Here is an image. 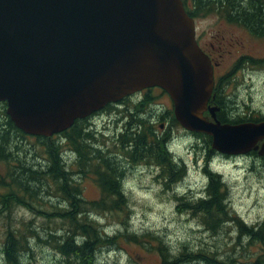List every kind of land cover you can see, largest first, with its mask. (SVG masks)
Segmentation results:
<instances>
[{
  "label": "water",
  "instance_id": "obj_1",
  "mask_svg": "<svg viewBox=\"0 0 264 264\" xmlns=\"http://www.w3.org/2000/svg\"><path fill=\"white\" fill-rule=\"evenodd\" d=\"M214 86L183 0H0V102L27 135L50 137L158 87L214 151L264 157V119L221 122Z\"/></svg>",
  "mask_w": 264,
  "mask_h": 264
},
{
  "label": "trees",
  "instance_id": "obj_2",
  "mask_svg": "<svg viewBox=\"0 0 264 264\" xmlns=\"http://www.w3.org/2000/svg\"><path fill=\"white\" fill-rule=\"evenodd\" d=\"M194 0L195 5L215 6L217 9L240 10L226 18L229 22H236L253 33L257 30L256 25L264 23V15L256 12L258 3L254 0ZM243 6H241V5ZM260 5V4H259ZM189 10V9H188ZM191 17H194L188 11ZM205 11H203V14ZM226 78H220L213 88V96L210 104H217L220 110L216 113L221 122L238 123L243 121H262L263 118L251 117L250 119H230L225 114L226 102L224 101V84ZM158 87L144 89L145 94L139 102L128 103L121 110L123 127L115 135L109 136L103 131H98L87 122L86 118L74 120L67 130L58 132L52 136H31L18 129L5 112L6 104L2 103V117H0V219L5 225L4 249L9 258V264L15 260L16 252L26 249L25 238L36 236L38 243H46L62 255V264H95L98 250L103 246L112 245L117 247L120 239L129 238L137 242L144 241L143 235L119 232L111 238L104 237L99 231L100 226L89 221L87 211H96L100 215L107 212H126L127 202L120 193L119 179L124 176V163L129 165L145 164L158 169L156 178L167 191L172 185L181 181L184 177L185 168L181 164L177 167L172 163L171 154L165 145L171 139V129L160 130L156 123H149L152 116L141 119V113L152 105L150 92ZM160 89V88H158ZM161 93L166 91L160 89ZM137 93V94H140ZM168 95V93H166ZM169 96V95H168ZM129 96L119 103L128 102ZM112 104L104 106L105 109L113 110ZM119 112V110H117ZM114 113V112H113ZM207 114V113H205ZM169 117L172 125H180L173 115V109L166 110L157 118L164 121ZM158 121V120H157ZM196 136L203 137L210 145L208 154L204 157L203 172L209 175L210 182L207 192L210 196L207 200L191 202L189 198L176 197V201L185 199L181 205V211H186L197 216L199 222L206 228L213 230L224 226L223 223L233 221L239 228L240 235H248L249 243H257L259 250L250 260H240L231 257L221 259V255L205 253L202 250L193 251L183 244L181 251L175 257L168 252L167 247L159 237L149 236L155 240L154 247L160 255L161 264H195L205 262L207 264H264V225L258 230L248 227L230 208V204L224 203L227 190L222 175L208 171L207 164L212 160L215 153L211 148V138L204 133L193 132ZM66 140L67 144H61ZM111 140L110 144L107 143ZM131 145V148H129ZM71 149L77 153L76 161L70 167L76 170H65V163L61 159V153L65 149ZM257 151L253 150V153ZM123 159V160H121ZM76 173V174H75ZM79 176L92 178L99 187V198L86 200L82 195L79 181L73 177ZM191 196V195H190ZM189 196V197H190ZM56 198V202H52ZM68 201L70 211L58 207L60 201ZM27 209L34 217L44 219L42 230L38 231L35 218L17 221L14 212L17 208ZM180 211V212H181ZM84 212L83 221L76 219L77 214ZM19 225V226H17ZM124 229L128 225L123 223ZM63 227L66 233L71 232L64 238L63 244L59 243L60 237L54 235L55 228ZM39 233V234H38ZM84 234L88 237L83 246L77 247L73 243L72 236Z\"/></svg>",
  "mask_w": 264,
  "mask_h": 264
},
{
  "label": "rangeland",
  "instance_id": "obj_3",
  "mask_svg": "<svg viewBox=\"0 0 264 264\" xmlns=\"http://www.w3.org/2000/svg\"><path fill=\"white\" fill-rule=\"evenodd\" d=\"M195 31L196 35L199 34L200 37L204 38L209 43L212 42L215 49L219 52L217 53L218 58L216 57L219 61L216 74L217 76L221 75L220 78H226V83L224 84L223 88L225 93L224 101L226 102L227 106L225 108V114H227L230 119L243 118L248 120L251 117H264V107H261V102L264 101V65L258 63V58L264 55V39H257L253 35L251 36L247 34L243 29H240L222 17L206 18L205 16H201L197 18V20H195ZM230 38H232V41H234L232 45V41L229 40ZM241 58L244 59L240 60ZM249 58L254 60H249ZM150 93L151 94L149 95L153 97V99H151L152 105L164 106V111L161 114H166V110L173 109L170 97L166 93H161L160 89L158 88L153 89ZM144 95L145 94L143 93L129 95L128 102L119 103L116 107L112 106V111L106 109L103 113L86 120L96 130L103 131L104 133L106 132L105 134H108L109 136L115 135L123 127L122 120H120L118 123V130L115 128L117 124L116 119L118 116L119 118L121 117V110L127 108L126 105L128 103L139 102L140 99L137 98H143ZM2 109V103H0V117H2ZM117 110H119V112ZM144 114L146 116H154L155 109L149 106L145 109ZM165 117L166 118L164 121H159L157 118L158 121L156 122V125L158 127L162 124V128H160V130L170 127L171 139H173L174 136H177V134H184L193 137L195 140V143L189 146L190 151L188 154L180 161L185 168V173L183 176L184 178L182 180L187 178L189 182L195 184L198 182V177L195 170L198 169L201 163H203L204 157L208 154V148H210V145L206 142V140L203 139V137L201 138L196 136L192 131H187L181 125H172L169 117ZM110 142L111 140H109L107 143L110 144ZM174 147L177 150H180L181 143L179 137L177 138ZM214 152L215 153L212 155V158L219 157L215 163L217 167L223 169L222 177L227 190L226 199L229 201L228 206L230 204V208L235 213V215H237L244 222L245 218L250 216L252 212L255 211L256 201L251 198L250 190H248V195H245V189H242L239 184L235 182V172L234 170L227 167V162L234 159L250 158L252 161L258 162L260 169H264V157L260 156L258 153H253V150L248 154L239 155H224L216 150ZM126 163L127 162L123 164L125 172L136 166ZM71 164H69L68 167H70ZM146 166L153 168L149 165ZM69 170L76 169L70 167ZM199 171L203 172V168H199ZM249 172L257 176L260 174L256 163H253L250 166ZM156 174L153 176L152 183L161 185V193L159 195L164 196L169 190L167 191L162 187L161 182L155 177ZM76 177L78 178L77 181L80 183L82 195L86 200H96L99 198V187L91 177H83V179L77 175ZM190 195L191 193H189V196ZM168 199L175 202V210L177 214L188 217V219L185 221L177 220V225H180L181 223L193 224V222H195L196 230L193 231L192 228L188 229V234L192 237V240L188 243H184L187 249L192 250V248L195 247V251L202 250L205 253H213L215 254L214 256L217 257L218 255H221L223 258L233 257L242 261L250 260L256 254V251L259 250L257 243H249L250 239L248 240L247 245L243 246L240 244V236L235 239L234 243L231 241V238L228 237V232L231 231V228L228 227V224L231 223L236 226L237 224L235 222L230 220L223 223L224 226H221L220 228L218 227V229H208L199 222L197 216H194L186 211H181L180 208L181 205H183L182 203H184L185 199L176 201L173 195ZM248 201H251V203L249 204ZM23 210L27 209L21 207L17 208L14 214ZM130 215L131 213L128 209L127 213L107 212L103 216L110 223H119L121 225L126 223L128 225L127 228H129L128 220ZM35 217L33 215V219ZM35 219V223L37 224L35 225L36 229H38V231L42 230L44 219H41V217H36ZM1 220L2 219H0V232H4L5 225ZM123 233L127 234L129 231L125 230ZM143 234L144 241L137 242L135 240L133 241L129 238L127 239L123 237L116 245L117 247H112V245L103 246L100 250H98L97 256L103 249H115L117 251L122 250L128 253L129 264H161L160 255L154 247L155 240L149 238V236H159L149 231H144ZM42 246L47 245L46 243L37 242L38 248ZM181 246H183V244ZM47 247L50 248L51 246ZM99 258L104 259L102 255H100ZM195 264L207 263L197 262Z\"/></svg>",
  "mask_w": 264,
  "mask_h": 264
},
{
  "label": "clouds",
  "instance_id": "obj_4",
  "mask_svg": "<svg viewBox=\"0 0 264 264\" xmlns=\"http://www.w3.org/2000/svg\"><path fill=\"white\" fill-rule=\"evenodd\" d=\"M137 99H142V97H138ZM150 107L155 109V115L149 119V123L155 124L157 117L163 113L164 106L151 105ZM261 107H264V101L261 102ZM140 118L145 119L148 117L144 113H141ZM178 137L181 143L180 150L174 147ZM60 143L67 144V141L61 140ZM193 143H195L194 138L184 134H177V136L169 140L165 147L171 154L172 163L179 167L180 161L188 154L190 151L189 146ZM129 148H131V145H129ZM61 159L64 161L65 170L67 171L68 165L76 161L77 153L66 148L61 153ZM217 159L219 157H213L208 162V171L213 174L223 175V169L217 167L215 163ZM253 163L257 164V169L260 173L258 176L249 172V168ZM204 166V163H201L198 169L195 170L198 177L197 183L193 184L185 178L172 185L164 196L159 195L161 193V185L152 183L153 176L158 173V169L149 168L144 164H137L134 168L126 171L125 175L119 179V184L120 193L125 198L127 208L131 213L128 220V231L137 236L142 235L144 231L152 232L162 239L172 257L177 256L181 251V245L192 240V237L188 234V229L192 228L195 231L196 225L195 222L193 224L181 223L177 225V220L185 221L188 217L177 214L175 202L168 198L175 195L176 197L189 198L191 202L209 199L210 196L207 192L210 182L209 175L199 171V168H203ZM227 167L234 170L236 176L235 182L242 189H245V195H248V190H250L251 198L256 201L255 211L245 218L244 222L248 227L253 228V230H258L261 225H264V169H260L258 162H254L250 158L229 160ZM73 179L78 178L73 177ZM189 193H191L190 197ZM52 202L55 203L56 198H52ZM224 203L228 204L229 201L226 199ZM248 203L250 204L251 201H248ZM58 207L65 211H70V204L66 200L60 201ZM84 215V212H80L77 214L76 219L82 222ZM86 215L89 221L100 226L99 231L103 233L104 237L111 238L116 236L117 233L125 231L123 225L110 223L96 211L89 210ZM14 218L17 221L23 220L26 223L28 220L33 219V214L27 210H23L14 214ZM228 227L231 228V231L228 232V237L231 238L233 243L240 236V244L242 246L247 245L250 238L248 235L241 236L239 228L231 223L228 224ZM54 235L60 237L59 243L63 244L64 238L67 235H72V233H66L65 228L58 227L55 228ZM72 239L77 247H81L88 237L84 234H76L72 236ZM4 240L5 234L0 232V264H9V258L4 249ZM25 243L27 250L23 248L18 250L12 264H62V255L55 249L47 246L37 247L36 236H27ZM192 250L195 251V247ZM100 255L104 259H100ZM96 264H129V255L122 250L103 249L97 256Z\"/></svg>",
  "mask_w": 264,
  "mask_h": 264
},
{
  "label": "flooded vegetation",
  "instance_id": "obj_5",
  "mask_svg": "<svg viewBox=\"0 0 264 264\" xmlns=\"http://www.w3.org/2000/svg\"><path fill=\"white\" fill-rule=\"evenodd\" d=\"M210 1V0H209ZM207 1V2H209ZM256 2V4L258 3L257 6V10L256 12L261 13L262 15H264V0H254ZM183 4L184 7L186 8V11H190V13L194 16L193 19L197 20V18L201 17V16H205L206 18L209 17H216V18H225L228 15L233 14L234 12L236 14H240L241 11L240 10H229V9H217L215 6H211V2L209 3V5H203L202 3H200L199 5H195L194 0H183ZM260 4V5H259ZM241 5V4H240ZM243 6V5H241ZM189 9V10H188ZM203 11H205V13L203 14ZM264 18V17H263ZM226 19V18H225ZM264 21V20H263ZM229 22V21H228ZM233 25L239 27L240 29H243L244 32H246L249 35H253L255 38L259 39V38H263L264 39V23L261 26V24H258V26L256 25L257 30L253 33L251 30L249 29H245L243 26L239 25L236 22H230ZM229 40H233L232 38H230ZM196 41L197 43H199V46L201 47L202 51L209 56V58L212 61V65L214 66V79H215V84L218 82V80L220 79V76H217L216 74V70H217V65L219 64V61L217 60L218 58V50L215 49L214 45L212 42H208L206 41L204 38L200 37V35H196ZM234 43V41L231 42ZM217 57V58H216ZM244 58H241L240 60H243ZM252 59V58H251ZM249 58V60H251ZM254 60V59H252ZM258 63H261L264 65V55H262L261 57L258 58ZM144 90H141L140 92H143ZM139 92V93H140ZM136 94V93H134ZM133 94V95H134ZM120 102V101H119ZM119 102L117 103H112L113 107L118 106ZM106 109L103 108L95 113H93L92 115H90L89 117H87L86 119H90L93 118L94 116H97L101 113H103ZM264 119V117H262ZM262 226V225H261Z\"/></svg>",
  "mask_w": 264,
  "mask_h": 264
}]
</instances>
